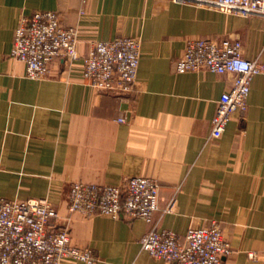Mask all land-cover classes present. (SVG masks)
<instances>
[{"label":"crops","instance_id":"obj_1","mask_svg":"<svg viewBox=\"0 0 264 264\" xmlns=\"http://www.w3.org/2000/svg\"><path fill=\"white\" fill-rule=\"evenodd\" d=\"M195 1L0 0V198L49 199L73 242L98 254L96 264H164L141 248L152 227L144 220L68 209L73 182L121 185L132 177L158 180L159 228L184 235L219 221L233 248L223 264H264V75L252 81L248 110L210 140L234 76L175 69L189 38L240 39L244 58L264 63V18ZM36 11L59 12L77 28L81 56L95 40L140 38L133 92L94 90L82 59L60 58L48 78H27L11 51L21 18ZM174 198V212L164 213Z\"/></svg>","mask_w":264,"mask_h":264},{"label":"built area","instance_id":"obj_2","mask_svg":"<svg viewBox=\"0 0 264 264\" xmlns=\"http://www.w3.org/2000/svg\"><path fill=\"white\" fill-rule=\"evenodd\" d=\"M208 4L226 13L264 18V0H216ZM142 46L140 38L119 36L90 42L89 52L81 56L77 28L66 26L59 12L36 11L21 18L11 57L25 64L26 77L32 80L48 78L60 58L69 63L82 59L84 78L94 90L121 97L136 87ZM175 69L180 74L207 70L234 76L230 90L218 101L210 140L224 135L236 112L248 110L252 81L264 75V63L244 58L242 41L233 38H189ZM176 202L171 200L164 213H173ZM68 209L86 217L144 220L152 227L141 238V248L164 264H223V258L233 254L219 221L191 226L184 235L159 228L154 222L159 210V182L152 177L127 178L121 185L73 182ZM59 222L57 207L49 199L0 198V264H62L66 259L98 263V254L76 245L69 226ZM249 256L256 257L254 253Z\"/></svg>","mask_w":264,"mask_h":264},{"label":"water","instance_id":"obj_3","mask_svg":"<svg viewBox=\"0 0 264 264\" xmlns=\"http://www.w3.org/2000/svg\"><path fill=\"white\" fill-rule=\"evenodd\" d=\"M191 1H195V0H191ZM196 2V1H195ZM205 3H208V2H205Z\"/></svg>","mask_w":264,"mask_h":264}]
</instances>
